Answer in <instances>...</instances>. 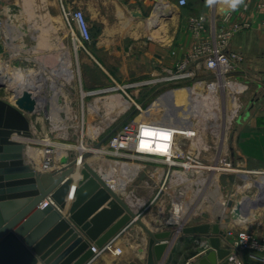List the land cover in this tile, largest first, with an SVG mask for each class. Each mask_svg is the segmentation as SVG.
Instances as JSON below:
<instances>
[{"label":"crops","instance_id":"0c3cea01","mask_svg":"<svg viewBox=\"0 0 264 264\" xmlns=\"http://www.w3.org/2000/svg\"><path fill=\"white\" fill-rule=\"evenodd\" d=\"M260 2L261 0H245V5L232 10L220 4L208 8L205 0H188V4L184 6L179 4V0H0V14L3 18L10 19V7L17 6L18 35L26 44L27 38L32 37L34 50L39 54H53L59 59V55L73 49L63 8L83 9L90 24L92 41L86 49L81 50L82 71L89 79L90 69L98 65L97 70L104 88L112 83H136L128 81L147 75L149 63L176 65L181 61L195 42L187 25L190 14L206 13L211 21L216 20L222 27H228L233 21H252L253 27L236 33L230 43L231 50L242 52L245 56L243 69L235 73L234 78L247 83L248 88L244 95L248 101L246 110L252 105L248 118L236 123L230 139V158L234 163L252 169L264 168V10L260 8ZM40 67L38 73L48 83H62L60 80L64 76V66ZM83 108L82 112L85 113V107ZM87 108L90 114L99 111ZM246 110L241 114L244 115ZM32 150L35 152L31 153V149L26 146V160L35 170L41 171V154L37 162L34 157L37 149ZM86 150L89 148H80L82 152ZM108 152L105 148L98 151L100 155ZM54 154V159H60L58 162L55 160L57 167H62L74 156L65 155L62 151L58 157L57 150H54ZM43 159L41 156L42 161ZM91 160L88 159L92 165ZM102 161L103 164H99L97 168L92 166L106 179L110 177L108 182L151 231L175 230L182 225L216 223L212 214L204 213L202 209L197 213L201 218L195 222L187 223L186 219H182L183 223H175L170 220L165 210L163 191L159 194L156 187L152 186L149 194V182L133 184L137 182L139 172L144 171L149 177V164H144L141 168L133 160H121L116 161L120 166L113 171L111 163L104 162L103 158ZM157 168L155 172L154 168L150 169L151 175L157 179L156 182L165 172L163 165ZM77 172L73 174L75 179L79 177ZM139 186L146 190L142 194H135L133 188ZM220 226L224 231L229 228ZM229 241L227 237L222 238L223 245L228 246ZM110 243L111 249L102 251L87 264H147L149 235L136 221L130 222ZM209 243L208 235L182 236L179 233L169 242L165 256L159 264H164L173 247L176 250L171 264H202L213 250ZM116 248H120L121 252L117 253ZM239 251L238 258L233 257V253L217 264H235V261H244L246 258L251 264H256L250 260L246 251Z\"/></svg>","mask_w":264,"mask_h":264},{"label":"rangeland","instance_id":"374dc122","mask_svg":"<svg viewBox=\"0 0 264 264\" xmlns=\"http://www.w3.org/2000/svg\"><path fill=\"white\" fill-rule=\"evenodd\" d=\"M10 8L12 16L8 19L6 26L16 43L15 46H17L20 43L17 29V6H11ZM1 29L3 27L1 28L0 26ZM1 41L3 40L0 34L1 71L9 70L12 72L19 69L30 79L35 77L32 74L33 72L38 73L40 71L41 65L58 66L59 62H61V57L64 55H59V59H56L53 54H39L34 50L32 37L27 38L26 42L29 49L22 54L17 52V48L13 49V47L4 50ZM70 54L72 56L70 68L74 69L73 73L75 76L67 74L69 77L73 76V79L70 83H65V85L59 83L58 86L54 85L52 87L48 85L46 87L48 91L47 97L50 100H48L49 105L42 109L40 114H27L32 135L25 142L35 148L44 147L46 141L50 142L53 150H57L58 157L62 151L65 155L73 156L79 154L80 148L88 147L89 150H94L93 155L89 159H92V165L95 168L99 164H103L102 158L105 159L104 162L111 163V170L113 171L120 166V164H117L119 162L116 161L121 160H133L141 168L144 164H149V177L144 171L139 172L137 182L133 184L140 185L144 182H149V194H151L152 186L156 187L159 194L163 191L165 193V197H163L165 210L168 218L172 220L175 218L178 208V191L181 187L176 176L174 175L171 180L167 179V182H165L168 167L165 163L154 159L157 157H141L130 147L127 149H116L111 146L110 142L115 132L127 124L138 126L142 123L152 122L174 127L177 125L183 126L186 123L188 125H196L200 132L195 137L185 139V144L182 148L186 154L198 155L202 164L203 177L209 178L211 175H215L219 178L214 208L213 206V209L210 208L208 203H204V205L208 212L216 209L214 211L215 214H213V220L228 221L231 209L227 208L225 211L224 209L227 205L225 204L223 208H220L217 202L222 196L236 192L238 185H240V180L233 171L225 170L226 173H220V169L211 170L210 168L224 165L225 159L231 157L230 139L237 125L238 117L247 108L248 101L244 98L246 91L235 94L239 109L237 108V113L232 117L235 108L229 105V89L223 88L215 94L210 93L208 83L213 77L204 65H201L197 70L196 66L194 67L196 70L195 76L177 79L170 77L176 72L177 65H151L149 63V73L147 75L140 79L128 81L136 83L132 85L112 83L106 88L113 87L115 88L114 90L84 96V92L88 93L89 90L95 91L96 89L104 88L102 78L100 79L97 70L98 65L90 69L88 79L86 73L82 71L81 50L72 49ZM66 79L67 77L64 75L60 81L64 83ZM41 85L37 82V87ZM10 87L6 84L0 87V99L17 107L15 93L13 88L11 87V89ZM53 93L59 99L58 101L56 99L57 102L55 98H53L54 101L52 100ZM118 95L122 96L130 105L125 107L121 100H117ZM194 98L197 100V106L193 111ZM83 107H85V113L82 112ZM87 107L99 111L90 114ZM165 112L169 113L165 114ZM53 114L56 116L52 117ZM176 115L178 119H176ZM164 119H167V121ZM113 130L115 132L100 147V149L105 148L109 152L100 155L98 153L100 149L96 150L95 144ZM132 141L134 142L135 140ZM96 154H99V156H96ZM52 155L55 154L53 153ZM41 156L40 165L43 163ZM133 156L135 157L134 159ZM55 160L58 162L60 159L55 158ZM161 165L165 167V172L159 176V180L156 182L157 179L151 175L152 171L150 169L154 168L155 172L158 170L157 166ZM175 168L179 169V167ZM117 173L120 172L117 171ZM194 178L192 172L188 175V181H185L189 186V196L192 195L194 188L192 185ZM124 181L127 183L126 180ZM133 189L135 194H142L146 190L141 186ZM189 196L187 197L189 198ZM246 202L248 204V200ZM192 215L189 222H195L201 218L199 214L194 213ZM182 217L172 221L183 223ZM239 250L241 249L235 250L233 257L238 258ZM235 264L251 263L246 258L244 261L242 259L238 260V262L235 261Z\"/></svg>","mask_w":264,"mask_h":264},{"label":"water","instance_id":"95a60500","mask_svg":"<svg viewBox=\"0 0 264 264\" xmlns=\"http://www.w3.org/2000/svg\"><path fill=\"white\" fill-rule=\"evenodd\" d=\"M13 91L17 107L0 99V264H87L94 256L92 246L103 248L132 221L149 235L147 264H159L179 233L209 236L213 250L202 264H217L230 256L219 223L151 231L88 161L94 150L82 152L80 167L74 155L57 171L35 170L26 160L24 140L32 135L27 114L35 112L37 102L27 89ZM251 107L238 117V123L248 118ZM175 250L164 264L172 263Z\"/></svg>","mask_w":264,"mask_h":264},{"label":"built area","instance_id":"2783aa9c","mask_svg":"<svg viewBox=\"0 0 264 264\" xmlns=\"http://www.w3.org/2000/svg\"><path fill=\"white\" fill-rule=\"evenodd\" d=\"M179 4L187 5L188 0H179ZM259 6L264 10V0H261ZM63 16L70 30L72 48L76 51L86 49L87 45L92 41V33L84 10L81 8H63ZM7 22L8 19L3 18L0 14V26L1 28L3 27L0 30L3 40L1 41L2 48L6 50L13 47V49L17 48V52L20 54L26 53L29 49L28 44L18 35L20 43L15 46L16 43L6 26ZM187 25L195 42L186 56L176 64V72L170 77L182 79L195 76L196 70L201 65H204L213 77L208 83L210 93L215 94L218 90L228 88L231 97H235L237 92L245 91L248 88L247 83L234 79V74L243 69L245 56L242 52L231 50L230 43L236 33L251 29L253 22L250 20H239L233 21L228 27H222L216 20L211 21L206 13H196L188 16ZM262 28L264 30V20L262 21ZM68 53H71V51L65 52L64 55ZM195 66L196 70L194 69ZM72 79L73 77L67 78L61 84L70 83ZM114 89L112 87L89 91L88 93L84 92V96ZM230 95H228L229 98ZM237 108L239 109V106L236 107V113L238 111ZM42 109L45 108L36 106L34 113L40 114ZM149 127L159 134L162 131L169 134L168 136L162 135L158 139L162 143L160 145L155 144V149H149V146L141 147V144L145 145L143 140L146 138L143 123L138 126L127 124L117 130L110 144L116 149H127L130 147L141 157H157L154 159L167 165L168 170L165 182H167V179L171 180L174 175L179 181L181 187L178 191L177 207L180 208L182 214L180 217L183 216L182 219H186L187 223L193 216L192 214H197L200 209L204 213L212 214L213 218L216 209L208 212L204 203H208L210 208L215 205L216 187L220 180L215 175H211L209 178L203 177L202 164L198 155L186 154L182 148L185 144V139L197 136L200 129L196 125H188L187 123L186 125H177L175 127L149 123ZM132 140L135 141L133 142ZM153 145L154 143H151L150 147ZM37 149L44 151L41 154L44 157L41 168L45 172H53L61 168L57 167L55 163L54 155H52L54 150L50 142L46 141L44 147H37ZM175 167H179V169ZM210 169H220V173H226L225 170L233 171L240 180V185H238L236 192L221 197L224 200V205H227L224 210L226 211L227 208L231 209L229 220L225 222L221 219L214 220L219 225L229 227L225 231L224 237L230 239L228 243L231 250L230 255L236 249H241L246 251L250 260L256 264H264V168H246L234 163L231 158H226L224 165L212 166ZM192 172L195 177L192 183L194 188L192 195L189 196V186L185 181H188V175ZM246 200H248V204H245ZM46 204L47 202L44 205ZM111 248L112 244L110 242L101 250H98L96 246H92L94 256L91 260L98 257L102 251ZM115 251L120 253L121 249L116 248Z\"/></svg>","mask_w":264,"mask_h":264},{"label":"bare ground","instance_id":"6f19581e","mask_svg":"<svg viewBox=\"0 0 264 264\" xmlns=\"http://www.w3.org/2000/svg\"><path fill=\"white\" fill-rule=\"evenodd\" d=\"M160 11V10H159ZM161 15V14H160ZM77 57V56H76ZM72 64V56L70 53L68 54H65L61 57V62H59L58 65L60 66H64V69L62 71V73H65L64 75L68 78L69 76L68 75H74L73 73V70L70 68V65ZM59 69V68H58ZM62 69V68H61ZM79 69V68H78ZM60 71V70H59ZM54 72V71H53ZM56 73V72H55ZM54 73V74H55ZM61 73V72H60ZM32 74L35 75V77L33 78H28L26 76V74H24L21 70H14V71H9V70H4V71H1V65H0V83H5L6 85L8 86H11L13 88V90L17 91V93L19 92H22L23 90L27 89L29 90L33 97L36 99V102H37V106L40 107V108H46L48 105H49V102H48V91H47V86L50 85L48 84L47 80L42 76V74H39V73H35L33 72ZM68 74V75H67ZM32 76V75H31ZM73 77V76H71ZM71 77H69L68 79H70ZM37 82H39L40 84H42L41 86H38L37 87ZM39 85V84H38ZM54 85H57L58 86V83L53 81L51 82V85L50 86H54ZM10 87V88H11ZM60 87V86H59ZM11 88V89H12ZM54 91H55V88H54ZM193 91V90H192ZM191 91V92H192ZM44 93V94H42ZM55 93L52 94V100L53 98H55V101L57 99V101L59 100L58 98H56V96L54 95ZM116 97V96H115ZM117 100H121V102L124 104L125 107H128L130 105V103L128 101H126L125 99L122 98V96H117ZM50 101V100H49ZM54 101V100H53ZM56 101V102H57ZM121 103V104H122ZM197 100L196 98L194 99V104L192 106V109L193 111L195 110L196 106H197ZM229 105L230 107H234V113L232 115V117L235 115L236 113V107H238V100H237V97L235 96H230V99H229ZM194 107V108H193ZM169 113V112H167ZM165 112V114H167ZM172 113V112H171ZM163 114V115H165ZM162 115V117H163ZM56 115L53 114L52 117H55ZM187 117V116H186ZM59 118V117H58ZM173 118V116H172ZM175 118V116H174ZM176 119L177 118V115H176ZM185 119V118H184ZM165 121H167V119H164ZM54 123V122H53ZM149 123H152V122H149ZM149 123H146L144 124V128H145V133H151L150 135H146V138H144V143L146 145V147L149 146V149H155V144H161L162 142L159 141L158 139H160V137H162V135H169L168 133L166 132H160V134L156 131H154L153 129H151L149 127ZM152 124H158V123H152ZM160 135V136H159ZM154 138V139H153ZM16 139H19V140H22L21 137H17L16 136ZM151 143H154L153 146L150 147ZM30 149H31V153H34L35 151L32 150V148L34 149L35 147L32 146L31 144L27 143V145ZM37 149V148H35ZM83 151V150H82ZM82 151H80L79 153H81ZM44 151L42 150H39L37 149V153H35L34 157H35V160L37 162H39V154H42ZM78 159H79V164L80 166L82 165L83 162H80V160L82 159V155L78 156ZM63 167V166H62ZM41 171L42 172H45V170H43L41 168ZM79 172H77L78 174ZM79 175V174H78ZM107 179L109 180L110 177L108 176ZM45 202H47L45 200ZM218 206L220 208H223L225 205H224V200L221 198L220 200H218L217 202ZM245 204H247V202H245ZM181 212H180V208L178 207L177 210H176V213H175V218L173 219H179V217L181 216ZM172 219V218H171ZM172 219V220H173Z\"/></svg>","mask_w":264,"mask_h":264},{"label":"clouds","instance_id":"9594fccd","mask_svg":"<svg viewBox=\"0 0 264 264\" xmlns=\"http://www.w3.org/2000/svg\"><path fill=\"white\" fill-rule=\"evenodd\" d=\"M217 4L224 5L232 10H237L240 6L245 5V0H205V6L208 8H212ZM141 147H146V145L141 144Z\"/></svg>","mask_w":264,"mask_h":264},{"label":"snow or ice","instance_id":"6c2138e0","mask_svg":"<svg viewBox=\"0 0 264 264\" xmlns=\"http://www.w3.org/2000/svg\"><path fill=\"white\" fill-rule=\"evenodd\" d=\"M145 134H149L150 135L151 133H145Z\"/></svg>","mask_w":264,"mask_h":264}]
</instances>
